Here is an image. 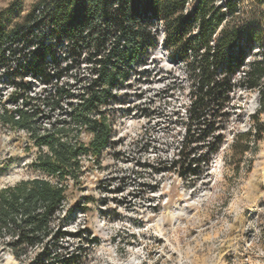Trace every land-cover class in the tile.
<instances>
[{"label":"rangeland","instance_id":"rangeland-1","mask_svg":"<svg viewBox=\"0 0 264 264\" xmlns=\"http://www.w3.org/2000/svg\"><path fill=\"white\" fill-rule=\"evenodd\" d=\"M39 1L0 0V26L10 30L24 22ZM240 6L246 14L264 11L258 0H240ZM153 31L155 47L112 89V145L98 159L83 158L79 179L69 182L64 211L71 209L67 230L77 235L66 237L61 246L82 251L80 264H264V109L258 90L245 81V73L264 58V46H256L235 77L237 90L218 152L210 155L203 143L191 146L201 168L194 176H180L171 162L184 134L190 72L165 48L161 21ZM120 47L130 44L122 40ZM12 54L7 53L13 70ZM58 55L65 65L66 46ZM70 75L63 82L76 95L84 85L78 80L93 78L85 65ZM16 81L32 83V95L42 93L40 81L21 75ZM15 93L6 67L0 68V112L15 108ZM72 109L65 102L52 112V122L60 124ZM40 122L49 127L43 118ZM81 138L88 144L92 134L82 132ZM40 153L26 131L0 121V188L47 177L32 167ZM0 264L25 263L0 249Z\"/></svg>","mask_w":264,"mask_h":264},{"label":"trees","instance_id":"trees-1","mask_svg":"<svg viewBox=\"0 0 264 264\" xmlns=\"http://www.w3.org/2000/svg\"><path fill=\"white\" fill-rule=\"evenodd\" d=\"M263 1L258 0L260 8ZM158 21L165 48L187 66L191 78L184 134L171 165L180 176H194L201 165L191 146L203 143L210 155L218 152L237 90L235 77L256 46H264L262 9L246 14L240 0H40L24 22L10 30L0 26V68L6 67L16 92L11 97L15 108L3 107L0 121L28 133L41 152L32 167L47 175L0 188V249L16 261L80 264L84 258L82 251L61 246L66 237L77 235L67 230L71 209L64 211L69 182L79 179L83 158L98 159L112 145V89L119 76L127 77L128 67L155 47ZM122 40L130 47L122 49ZM63 46L65 65L58 55ZM7 53L15 57L13 70ZM83 65L93 78L79 79L84 85L76 95L63 80ZM19 75L40 81L42 93L32 95V83L16 81ZM245 81L258 90L264 109V58L245 73ZM65 102L73 107L70 117L52 122V112ZM82 132L92 134L88 144ZM210 162L208 155L204 167Z\"/></svg>","mask_w":264,"mask_h":264}]
</instances>
